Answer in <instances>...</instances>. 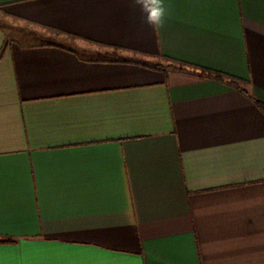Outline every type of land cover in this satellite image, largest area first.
I'll list each match as a JSON object with an SVG mask.
<instances>
[{"label": "crops", "instance_id": "obj_1", "mask_svg": "<svg viewBox=\"0 0 264 264\" xmlns=\"http://www.w3.org/2000/svg\"><path fill=\"white\" fill-rule=\"evenodd\" d=\"M163 3L0 0V264H264V0Z\"/></svg>", "mask_w": 264, "mask_h": 264}, {"label": "clouds", "instance_id": "obj_2", "mask_svg": "<svg viewBox=\"0 0 264 264\" xmlns=\"http://www.w3.org/2000/svg\"><path fill=\"white\" fill-rule=\"evenodd\" d=\"M144 14L145 22L159 28L165 23L166 9L163 0H134Z\"/></svg>", "mask_w": 264, "mask_h": 264}, {"label": "trees", "instance_id": "obj_3", "mask_svg": "<svg viewBox=\"0 0 264 264\" xmlns=\"http://www.w3.org/2000/svg\"><path fill=\"white\" fill-rule=\"evenodd\" d=\"M169 68H171V69H177L179 71H182V70L184 71V69H182V65H180L179 68H175V67H172V66L169 67ZM200 73L201 74H204V75H207L208 77L215 78L217 80H223L224 79V76L222 74H220V73L210 72V71H205V70H201ZM230 84L231 85H234V82L233 81H230ZM260 108L262 109V111H264V108H262L261 106H260ZM14 242L15 241L12 240V239H4V240L0 241V243H6V244H11V243H14Z\"/></svg>", "mask_w": 264, "mask_h": 264}]
</instances>
